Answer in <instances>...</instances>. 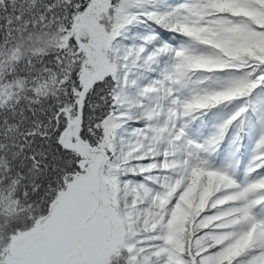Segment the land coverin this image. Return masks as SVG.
I'll use <instances>...</instances> for the list:
<instances>
[{
    "label": "snow or ice",
    "instance_id": "6c2138e0",
    "mask_svg": "<svg viewBox=\"0 0 264 264\" xmlns=\"http://www.w3.org/2000/svg\"><path fill=\"white\" fill-rule=\"evenodd\" d=\"M0 264H264V0H0Z\"/></svg>",
    "mask_w": 264,
    "mask_h": 264
}]
</instances>
